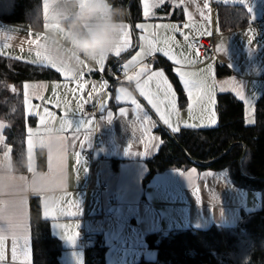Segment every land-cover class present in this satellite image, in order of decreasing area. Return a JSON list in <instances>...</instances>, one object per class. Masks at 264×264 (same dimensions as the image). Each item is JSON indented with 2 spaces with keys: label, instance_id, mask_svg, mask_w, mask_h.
I'll return each mask as SVG.
<instances>
[{
  "label": "crops",
  "instance_id": "1",
  "mask_svg": "<svg viewBox=\"0 0 264 264\" xmlns=\"http://www.w3.org/2000/svg\"><path fill=\"white\" fill-rule=\"evenodd\" d=\"M140 4L142 20L137 24L176 25L179 30L156 27L142 31L135 28L137 43L130 27L132 47L120 57L112 54L106 60L103 72L96 66L91 72L86 69L80 81L66 80L61 76L60 81L29 83L45 84L47 87H29L27 90L28 103L25 108L28 117L36 118V125L31 128L33 146L26 145L28 172L22 176L17 189H22L25 195L0 199V203L18 205L24 214V228L18 236V245L23 246L26 242L27 259L20 254L15 262L12 261V234L6 232L5 260L0 264H33V199L39 201L43 219L50 222L51 234L63 247L61 264H85L81 231H85L89 238L96 235L103 237L108 248L107 264H135L146 256L151 258L150 253L152 257L155 256L154 250L147 244L150 235L182 229L208 230L212 226L235 227L243 214L248 215L262 208L261 194L237 188L227 171L191 167L186 170H165L148 182L146 178L149 174L147 161L153 159L162 146L159 128H166L172 134L188 128L185 124L196 125L189 129L216 128L219 125L220 95L228 94L242 102L245 106V123L254 121L256 105L264 97V28L260 31L253 27V20L264 19V0H247L246 3L245 0H164L162 5L157 0H148L147 17L144 15V0H140ZM153 4L155 7H152ZM47 5L48 0H43L45 11ZM248 8H251V12H248ZM185 24L189 26L186 28ZM15 26L0 20V56L32 64L30 61L36 59L35 52L43 33L23 25L17 31ZM153 30L157 33V40H169L168 47L181 59V63L176 65L157 52L154 58L148 57L144 61L150 63L154 71L161 69L154 68L157 59L165 60L183 88L176 67L184 72L200 74L209 65L212 66L209 81L213 86L211 105L206 102L194 104L190 113L187 92L183 88L187 105L180 109L177 96L179 115H171L173 122H179L180 126V131L175 133L163 124L155 110L139 94L135 80L129 82L118 72L120 62L127 63L139 51L142 43L139 37ZM209 37H214L216 56L213 58L203 57L197 48L202 38ZM253 37V42H250ZM158 46L165 45L160 43ZM109 60L117 62L111 66ZM133 68L139 70L135 65ZM135 71L130 69L129 75L135 76ZM115 79H119V83L110 88V82ZM105 80L107 87H102ZM55 84L60 87L55 88ZM121 86L128 89L142 106L139 112L128 96L116 99ZM149 87L155 91L154 82ZM23 93L25 95V87ZM101 100L104 108L98 120L82 115L84 106ZM121 108L127 110L126 115H121ZM45 109L53 113V117L46 116ZM37 112L40 115H36ZM145 112L154 123L149 124L144 120ZM66 113L72 126L61 133L58 130ZM109 113H112L111 122L107 120ZM211 114L215 115L214 124L207 118ZM40 116H45L44 124H41ZM0 123L5 124L3 121ZM99 134L102 140L97 147L95 139ZM28 135L27 132L26 144ZM61 135L66 138L62 151ZM85 135L90 138L88 143L84 140ZM41 137L44 139L41 140ZM151 137L156 139L152 140ZM4 138L0 142V163H11L12 149L7 151L10 146L5 135ZM184 172H191V177L187 178ZM60 185L66 186V195L60 203L50 206L44 193ZM104 186H108V191H103ZM29 191L34 195L28 196ZM109 198L115 199V208L109 206ZM69 211L79 214L68 215ZM111 214H115L114 220ZM77 224L78 229L75 228ZM61 225H68L69 231L63 230ZM76 232L78 237L75 242L66 239V235Z\"/></svg>",
  "mask_w": 264,
  "mask_h": 264
},
{
  "label": "trees",
  "instance_id": "2",
  "mask_svg": "<svg viewBox=\"0 0 264 264\" xmlns=\"http://www.w3.org/2000/svg\"><path fill=\"white\" fill-rule=\"evenodd\" d=\"M129 2L124 0L130 19L136 25L142 20V5L140 0ZM42 6L43 0H0V20L32 29L26 23L32 19L30 9L39 12ZM109 61L111 66L117 62ZM154 68L164 69L177 93L179 108L186 107V95L172 67L159 58ZM60 80L61 75L54 70L0 56V121L6 124L4 135L12 149V158H26V172L27 130L35 127L36 118L28 117L25 110L23 86L27 82ZM218 107L219 125L216 128H185L177 134L159 128L162 146L159 153L147 161L146 182L157 173L171 169L195 167L227 171L237 188L261 192L262 208L243 214L235 227L212 226L208 230L182 229L150 235L147 244L154 250L156 260L142 258L135 264H264V97L256 105L252 126L245 123L244 104L233 96L220 95ZM230 147L232 149L225 155ZM211 162L215 163L209 165ZM31 211L33 264H61L63 247L51 234L50 222L43 219L37 199L32 200ZM90 242L87 250L82 247L85 264H107L108 248L103 237L96 235Z\"/></svg>",
  "mask_w": 264,
  "mask_h": 264
},
{
  "label": "snow or ice",
  "instance_id": "3",
  "mask_svg": "<svg viewBox=\"0 0 264 264\" xmlns=\"http://www.w3.org/2000/svg\"><path fill=\"white\" fill-rule=\"evenodd\" d=\"M247 0H245V3ZM157 3L163 4L164 0H157ZM152 7H155V4L152 5ZM248 12H251V8H248ZM144 15L147 17L149 15V4L148 0H144ZM254 19V17H252ZM189 25L185 24L184 27H188ZM130 25H128L127 31L124 34L123 37V45L122 47L118 48L113 55L116 57H120L121 54L130 49L132 47V40H131V33L129 31ZM135 28L140 29L142 31H147L149 28H164V29H171L172 31H178L176 25H157V26H151L145 23H139L134 25ZM157 36V33L153 30L151 32H148L147 35H141L139 37L140 41L142 42L139 48V51L136 52L135 55L132 56L130 60L127 61L120 69V71L123 72L124 77L127 81L131 82L135 80V86L139 90V94L144 97L147 100V103L151 106L152 109L155 110V112L158 114L160 120L163 122L164 125H166L170 131L172 132H179L180 126L179 122H173L171 119V115L175 113L177 116L179 115L178 109H177V93L173 89L172 84L169 82L167 76L165 75V71L163 69L154 71L150 65V63L144 62L145 58L151 57L154 58L155 54L157 52L162 53L165 57H167L169 60L174 61L176 65H179L181 63V59L178 58L175 53L172 52V49L168 47L169 40L165 38L163 41L157 40L155 37ZM187 39V37H185ZM253 39H250V42H253ZM160 43H163L164 47H159L158 45ZM36 59L30 61V63L44 67L46 69L55 70L56 73L60 74L64 77V79L68 80H75L80 81L82 80L84 76V72L80 74L78 78L71 76L68 74L64 69L58 67L57 65L51 63L46 57L42 56L40 51L35 52ZM107 60V59H106ZM101 62L99 64V71L103 72L105 69V62ZM136 66L138 68V71H135L133 66ZM135 71V76L129 75V70ZM88 72L92 71V68L87 69ZM176 74L178 75L183 88L187 92L188 96V110L191 113L193 111V105L200 103H207L208 105H211L212 103V94H213V86L210 85L209 81L211 79L212 74V66L209 65V67L204 70L203 73L197 74V73H191V72H184L181 71L179 67L175 68ZM154 82L155 85V91L152 90L149 85ZM107 81L105 80L103 82L102 87H107ZM82 86V85H81ZM25 104L28 103V88H40L44 89L47 87L45 84H35V85H29L25 84ZM55 88H59V84L54 85ZM195 90V91H194ZM13 92L16 90L13 88ZM119 95H117L116 99L121 100L125 96H128L131 99V103L135 105L136 109L141 110V105L139 102L130 94L128 89L121 86L118 89ZM239 95V93H238ZM243 99V97H241ZM45 115L48 117H53V113L48 112L47 109L44 110ZM209 112H211V109H208ZM121 115H126L127 110L124 108L120 109ZM36 115H40L38 112ZM143 118L145 121H147L149 124L154 123L152 121L151 116H149L146 112L143 114ZM204 119V117H201ZM209 122L211 124L215 123V115L211 114L209 117H207ZM107 120L111 122L112 120V113H109L107 116ZM40 122L41 124H44L45 122V116H40ZM251 122V121H250ZM88 124H91V121L88 122ZM72 126V122L67 119V113L65 115V118L61 122V127L58 131L61 133L66 129L70 128ZM5 124L0 123V142H3L5 140L3 135V130L5 128ZM185 127L192 128L196 127L194 124H185ZM28 140L27 145L33 146V131L31 128H28ZM47 131H51V129H48ZM76 131L78 132L79 129L77 128ZM44 138L41 137V140ZM65 137L61 135L62 140V146L61 151L63 150ZM89 136L85 135L84 140L86 143L89 142ZM150 139L155 140V137H151ZM6 146V145H5ZM7 147V146H6ZM145 147L147 149L148 144L145 142ZM131 150V148H130ZM7 151H11L10 147H7ZM77 162L79 163V154H77ZM51 167V164H50ZM195 172V169L192 170ZM187 178H190L192 173H185ZM199 191V189H197ZM55 214V210L54 213ZM68 215H78L79 213L77 211H69L67 212ZM24 214L20 211V208L18 205L14 204H6V203H0V261L5 260V239L6 235L5 233H11L12 234V250H11V257L12 261H16L18 258V255L23 254L25 256V260L27 259V253L25 251L26 249V242L23 246L18 245V236L20 235L21 230L24 228ZM63 230L66 232L69 231L68 225H61L60 226ZM79 225H75V228L78 229ZM66 239L69 241L75 242V240L78 237V232L69 234L65 236Z\"/></svg>",
  "mask_w": 264,
  "mask_h": 264
},
{
  "label": "clouds",
  "instance_id": "4",
  "mask_svg": "<svg viewBox=\"0 0 264 264\" xmlns=\"http://www.w3.org/2000/svg\"><path fill=\"white\" fill-rule=\"evenodd\" d=\"M30 12L32 19L26 23L43 33L38 51L76 78L122 47L129 25V9L124 0H48L46 11L42 6L39 12ZM21 27L15 26L17 31ZM25 159L0 163V199L25 195L22 189L17 191L26 173ZM66 191V186L60 185L44 195L50 206H55L64 199ZM27 195L34 194L29 191Z\"/></svg>",
  "mask_w": 264,
  "mask_h": 264
},
{
  "label": "built area",
  "instance_id": "5",
  "mask_svg": "<svg viewBox=\"0 0 264 264\" xmlns=\"http://www.w3.org/2000/svg\"><path fill=\"white\" fill-rule=\"evenodd\" d=\"M253 27L258 28L260 31L263 30L264 19L253 20ZM197 48L203 57L213 58L216 56L214 37L202 38L201 41L198 42ZM123 65H124V63H121L118 67V72L120 74L121 73L123 74V72L120 71V69H122ZM119 81H120L119 79H115V80L111 81L110 82V88H112V86H114L115 84H118ZM103 108H104V102L101 100L96 104L84 106V108L82 109V115L83 116H91V117L95 118V120H98L100 118L102 111H103ZM101 140H102V136L99 134L95 139V144L97 147L100 146L99 144H100ZM92 159L93 158H91V160ZM103 191H108V186H104ZM108 202H109V206L115 208L116 201L114 198H109ZM111 218L114 220L115 214H113V215L111 214ZM81 241H82L83 249L87 250L89 247V244L91 242H90L89 236L85 233V231H81Z\"/></svg>",
  "mask_w": 264,
  "mask_h": 264
},
{
  "label": "water",
  "instance_id": "6",
  "mask_svg": "<svg viewBox=\"0 0 264 264\" xmlns=\"http://www.w3.org/2000/svg\"><path fill=\"white\" fill-rule=\"evenodd\" d=\"M131 3V0H130V2H129V4ZM129 25L131 26V29H132V31H133V33H134V35H135V38H136V42L138 43V35H137V33H136V30H135V27H134V23H133V21H132V19H130V16H129ZM14 87H12V89H13ZM18 92V91H17ZM19 93V92H18ZM233 147V146H232ZM232 147H230L229 148V150L227 151V153L225 154V155H227L229 152H230V150L232 149ZM245 154H246V149H245V151H244V155L243 156H245ZM215 162H211V163H208L209 165H212V164H214Z\"/></svg>",
  "mask_w": 264,
  "mask_h": 264
},
{
  "label": "rangeland",
  "instance_id": "7",
  "mask_svg": "<svg viewBox=\"0 0 264 264\" xmlns=\"http://www.w3.org/2000/svg\"><path fill=\"white\" fill-rule=\"evenodd\" d=\"M26 84H29V83L27 82ZM24 86H25V84H24ZM24 86H23V87H24ZM23 95H24V93H23ZM24 96H25V95H24ZM24 102H25V97H24ZM82 107H83V106H82ZM25 110H26V108H25ZM26 112H27V110H26ZM254 123H255L254 121H253L252 123L247 122L246 125H247V126H252V125H254ZM252 192H254V193H257V192H258V194H261V192H259V191H252ZM109 245H110V244H109ZM150 257H151V258H149V256H146V258H144V259H146V260H154V259H155V260H156V255H155L154 257H152V256H151V253H150ZM138 262H139V260H138ZM136 263H137V262H136ZM109 264H110V262H109Z\"/></svg>",
  "mask_w": 264,
  "mask_h": 264
}]
</instances>
